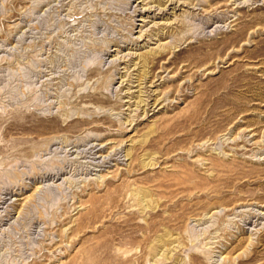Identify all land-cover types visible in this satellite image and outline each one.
<instances>
[{
    "label": "rangeland",
    "instance_id": "obj_1",
    "mask_svg": "<svg viewBox=\"0 0 264 264\" xmlns=\"http://www.w3.org/2000/svg\"><path fill=\"white\" fill-rule=\"evenodd\" d=\"M160 1L0 0V264H264V0Z\"/></svg>",
    "mask_w": 264,
    "mask_h": 264
},
{
    "label": "bare ground",
    "instance_id": "obj_2",
    "mask_svg": "<svg viewBox=\"0 0 264 264\" xmlns=\"http://www.w3.org/2000/svg\"><path fill=\"white\" fill-rule=\"evenodd\" d=\"M180 1L181 0H178V1H176L175 3H174V0H167L165 3H163V1H160V6H164L163 8H160V9H158L160 12H163V13H165V11L167 10V8H170L171 9V6L172 5H174V8H173V10H175L176 9V5L178 4V5H181V6H184L185 4H186V2H183V3H180ZM237 1V0H236ZM169 5V6H168ZM223 7H226V6H223ZM151 8H149V10H150ZM221 15H222V17L221 18H217V19H219V21L220 20H225V13H223V12H221L220 13ZM209 22H207V24H208ZM234 23V22H233ZM217 30V29H216ZM167 49H169V52H170V50H171V48L170 47H167V46H163V47H161L160 48V52H158V54H157V56H155L154 58H152L153 60H151L150 61V66H148V70H145L144 69V71H143V73L142 72H140V73H142V74H140L139 75V82H141V84L140 85H142L143 84V82L144 81H146L147 82V80H149V76L153 79V80H155V78H160L161 79V77H159V76H155V73H154V71H155V69L156 68H159L160 66H159V61H157V60H163V59H165V57L167 56V54H166V51L165 50H167ZM225 47L223 48V49H221L220 51L223 53L225 50ZM219 51V52H220ZM198 59V58H197ZM196 59V60H197ZM200 59H198V61H199ZM155 61H157L156 63H155ZM198 63V62H197ZM147 64H148V62L147 61H145V63H144V67L145 68H147ZM148 64V65H149ZM137 65H135V67H136ZM150 69V70H149ZM161 69H163L164 70V66H162L161 67ZM166 70V69H165ZM164 72V71H163ZM151 84H154V82L153 81H149ZM139 85V86H140ZM141 87V86H140ZM146 88V87H145ZM147 89V88H146ZM138 92L139 93H144L141 89H140V91L138 90ZM148 91H146L145 93H147ZM141 102H143V100H141ZM144 103V102H143ZM156 103H157V101H155V103L153 104V106H155L156 105ZM139 104H140V101H139ZM147 106H149V104L147 103ZM117 149V148H116ZM262 237H264V236H261V238Z\"/></svg>",
    "mask_w": 264,
    "mask_h": 264
}]
</instances>
